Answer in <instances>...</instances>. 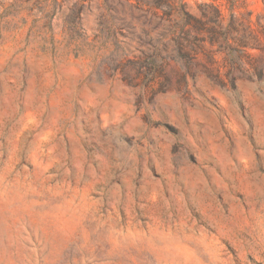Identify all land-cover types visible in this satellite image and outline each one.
Returning a JSON list of instances; mask_svg holds the SVG:
<instances>
[{
    "label": "rangeland",
    "instance_id": "obj_1",
    "mask_svg": "<svg viewBox=\"0 0 264 264\" xmlns=\"http://www.w3.org/2000/svg\"><path fill=\"white\" fill-rule=\"evenodd\" d=\"M0 264H264V0H0Z\"/></svg>",
    "mask_w": 264,
    "mask_h": 264
}]
</instances>
